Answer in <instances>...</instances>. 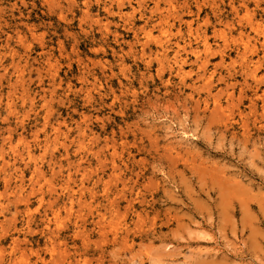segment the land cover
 Wrapping results in <instances>:
<instances>
[{
  "label": "rangeland",
  "instance_id": "374dc122",
  "mask_svg": "<svg viewBox=\"0 0 264 264\" xmlns=\"http://www.w3.org/2000/svg\"><path fill=\"white\" fill-rule=\"evenodd\" d=\"M263 90L264 0H0V264H264Z\"/></svg>",
  "mask_w": 264,
  "mask_h": 264
},
{
  "label": "bare ground",
  "instance_id": "6f19581e",
  "mask_svg": "<svg viewBox=\"0 0 264 264\" xmlns=\"http://www.w3.org/2000/svg\"><path fill=\"white\" fill-rule=\"evenodd\" d=\"M128 1H129V0H128ZM119 3H120V2H119ZM121 4H122V3H121ZM121 4H119V5H120L119 8L121 7ZM231 5H232V4H231ZM116 7H117V6H116ZM230 8H233V9H234L233 6H231ZM233 9H232V10H233ZM132 10H133V9H132ZM230 10H231V9H230ZM235 11H236V9H235L233 12H235ZM108 13H109V12H108ZM235 14H236V13H235ZM235 14H234V15H235ZM120 15H121V14H120ZM234 15H233V16H234ZM235 16H236V15H235ZM188 24H189V23H187V25H188ZM188 28H189V27H188ZM148 31H149V30H148ZM188 31H189V29H188ZM177 32H178V30H177ZM178 33H179V32H178ZM144 34L147 35L146 32H145ZM145 35H144V36H145ZM148 37H149V36H148ZM203 37H205V36H203ZM149 38H150V37H149ZM202 40L204 41V42H203V41H202V42L205 43L204 38H203ZM157 43L159 44V42H157ZM188 43H189V42H188ZM175 45H176V44H175ZM188 45H189V44H188ZM202 45H203V44H202ZM204 45H205V44H204ZM204 45H203V46H204ZM176 46H177V48L179 49V45L177 44ZM186 46H187V45H186ZM186 46H185V47H186ZM203 46H202V47H203ZM181 47H182V46H181ZM183 47H184V46H183ZM183 47H182V48H183ZM185 47H184V48H185ZM159 48H160V47H159ZM182 48H181V49H182ZM203 48H204V47H203ZM160 49L162 50V48H160ZM205 49H206V48H205ZM207 49H208V47H207ZM207 49H206V50L203 49L204 52H206ZM176 50H177V49H176ZM193 50H194V49H193ZM195 50H196V49H195ZM182 51H183V50H182ZM191 51H192V50H191ZM191 51H190V52H191ZM196 51H197V50H196ZM197 52L199 53V51H197ZM210 52H212V50H211ZM175 53H176V52H175ZM177 53H179V52H177ZM208 53H209V50H208ZM192 54H193L194 56H196V52H195V53H192ZM205 54H206V53H205ZM163 57H164V56H163ZM196 58H197V56H196ZM174 61H176V60H174ZM181 61H182V60L180 59V62H181ZM182 63H184V61L181 62V64H182ZM179 64H180V63H179ZM253 67H254L255 69H253ZM253 67H252V72H251V70H250L249 74L252 75L253 77H256V76H257V75H256V67H255V66H253ZM183 72H184V71H183ZM184 73H186V72H184ZM185 76H186V75H185ZM185 76H184V77H185ZM184 77H183V78H184ZM205 78H206V77H205ZM208 78H209V77H207L206 79L208 80ZM209 79H210V78H209ZM263 91H264V90H263Z\"/></svg>",
  "mask_w": 264,
  "mask_h": 264
}]
</instances>
